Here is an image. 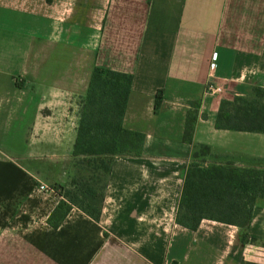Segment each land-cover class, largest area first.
<instances>
[{"label":"crops","instance_id":"0c3cea01","mask_svg":"<svg viewBox=\"0 0 264 264\" xmlns=\"http://www.w3.org/2000/svg\"><path fill=\"white\" fill-rule=\"evenodd\" d=\"M95 67L131 76L142 154L113 158L98 221L71 209L53 229ZM256 88L264 0H0V264H264V192L247 228L176 223L189 165L264 162V134L215 127Z\"/></svg>","mask_w":264,"mask_h":264},{"label":"trees","instance_id":"16d2710c","mask_svg":"<svg viewBox=\"0 0 264 264\" xmlns=\"http://www.w3.org/2000/svg\"><path fill=\"white\" fill-rule=\"evenodd\" d=\"M130 84V75L93 69L87 93L79 104L72 150L75 175L68 186H50L61 197L47 219L51 228H58L71 209L98 221L113 158L142 154L144 134L123 127ZM215 127L264 134V89H254L250 98L222 101ZM189 129L187 124L188 141ZM198 153L209 152L204 147ZM263 192L264 162L258 166L225 164L208 168L192 163L185 171L176 223L191 231L203 219L247 228L255 201Z\"/></svg>","mask_w":264,"mask_h":264},{"label":"built area","instance_id":"2783aa9c","mask_svg":"<svg viewBox=\"0 0 264 264\" xmlns=\"http://www.w3.org/2000/svg\"><path fill=\"white\" fill-rule=\"evenodd\" d=\"M222 93V88L219 86H213L211 84H208L205 88V94L206 95H220ZM39 190L41 191H47L48 189L43 186V185H39Z\"/></svg>","mask_w":264,"mask_h":264},{"label":"rangeland","instance_id":"374dc122","mask_svg":"<svg viewBox=\"0 0 264 264\" xmlns=\"http://www.w3.org/2000/svg\"><path fill=\"white\" fill-rule=\"evenodd\" d=\"M259 164H261V162H256L254 165L255 166H258Z\"/></svg>","mask_w":264,"mask_h":264}]
</instances>
